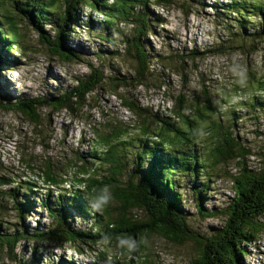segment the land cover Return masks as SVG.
I'll list each match as a JSON object with an SVG mask.
<instances>
[{
	"label": "bare ground",
	"instance_id": "1",
	"mask_svg": "<svg viewBox=\"0 0 264 264\" xmlns=\"http://www.w3.org/2000/svg\"><path fill=\"white\" fill-rule=\"evenodd\" d=\"M36 4H40L39 0H33ZM56 3V0H52ZM67 7H74V0H63ZM209 3L217 10V13L223 15L229 24H233L234 21L230 18L229 9L228 13L225 15L220 12V5L217 1L207 0ZM87 6L79 8L74 14H63L65 10H62L61 6H57V11L60 16L61 23L67 21L69 23L82 22L84 19L94 18L96 15H102L105 13L108 3L104 0H100L99 4H91L90 0H83ZM229 2V0H227ZM238 0L233 2L236 3ZM245 12L247 14L257 13L260 15L264 14V0H261L259 4H254L251 0H246L244 3ZM189 3L185 4L184 8H188ZM65 9V8H64ZM190 12L196 15L195 11L190 10ZM39 20H41V14L34 15L32 21H30V27H36ZM250 24V25H249ZM243 28L251 33H256L259 35H264V27H256V24L252 20H244L242 24ZM126 35L123 37V42L126 36L136 35L140 40H146L144 42H151L150 37L147 33L141 30H127ZM255 36V35H254ZM2 35H0V40ZM264 40V38H261ZM227 46H232L235 44L234 36L229 41L225 42ZM252 44L254 42H250ZM68 44V43H66ZM123 43L119 45V51H114L113 56L108 55L107 61L111 67L115 70V80L121 81L125 87L122 89L121 84H116L113 87V92L109 90L110 85H113V75L109 74L106 66L95 67L91 70V65L85 62L90 67V72H93L98 76L105 89V94L109 96L112 94L117 98L116 103L111 105L108 101L102 104L105 110L113 114L112 127H117L121 130H131L134 128L135 124L138 122L143 123L142 116L146 118V128L142 130V126L137 131V135H133L131 131H128L127 136L132 137V141L137 143L139 141H144L143 135L146 134L150 136L153 140H162L167 138L161 130V121L165 117L162 114V109L164 105H159L154 103L151 107L145 108V102L140 96H134L133 101H135V106L137 107L134 111L129 104L127 99L129 98L121 93V89L126 91L129 87L130 80L132 76L128 75L127 71H123L120 67L124 66L125 63L130 62L134 66V73L138 69H143L145 74L150 75L154 67H159L164 65V74L155 75L156 77H149L147 83L149 84H159L161 87L165 86V79H171L170 74L177 72L181 74L179 80L186 82L184 76L182 75V70H171V66L178 58H184L189 50L188 49L174 61H170L168 64L163 56H171L165 50L159 55L155 54L150 57L152 64L145 62V53L149 48L141 44V49L139 51L138 57H134L133 60L128 59V43L122 47ZM14 49H17V54L14 50L12 52H0V86L2 88H7L8 94L0 92V122H3V117H8L9 114H23L28 116L31 121L32 131L23 138V142L29 144L32 139V133H42L43 139L40 142V147L44 151V155L47 153L46 141L48 139V134L58 131V126L61 125L62 134L66 135L67 132L73 135L72 125L73 118H77L81 115L83 107L79 105V109H76L75 100L80 101V97L68 98L67 95L71 91H75L76 85H79L82 81L76 74H69L66 71V66L68 61L60 56L58 53H48L44 59L41 60V53L37 51V56L35 57L36 63H33V53L31 52V42L27 36L24 40V50L14 42ZM11 50V49H9ZM195 51V50H194ZM200 58H198L196 67L199 69L202 67V63L207 60L205 50L196 51ZM252 52H256L253 48ZM168 54V55H167ZM219 55V54H218ZM218 55L215 57L217 58ZM81 56V55H80ZM113 57V58H112ZM114 57L119 58V62L113 60ZM194 59V56H191ZM82 62L84 60L82 59ZM176 65H180V62H176ZM23 67L25 69V80L21 81L20 69ZM180 68V66H178ZM119 68V70H118ZM244 65L240 64L238 70H232L229 74L230 76H235L236 74L242 72ZM18 70V74L13 70ZM252 71V69H251ZM35 74L36 80H31L29 75ZM258 76L264 77L261 73V69H258ZM259 78V77H258ZM248 81L252 82L251 72L247 76ZM188 82L192 83L193 78H189ZM28 84L27 90H25V96H19L16 100L15 98L21 93L24 88V84ZM244 91L239 92L235 95H242L243 93H248L251 90L250 84H244L242 82ZM89 83H86L88 86ZM255 89H258L255 86ZM49 90L47 93L45 91ZM95 91H91L87 95L86 101L88 102ZM230 94H232L229 91ZM230 94H227L230 96ZM263 92L259 91L255 94L261 99ZM255 95L252 96L255 100ZM234 94H232V97ZM232 97L230 99H232ZM63 100H66V105L61 109V104ZM70 106V108H69ZM116 108V109H115ZM121 113V118L115 115V112ZM128 114L131 117L125 118L124 114ZM242 111L238 110L235 112V121L242 119ZM14 128L13 125H11ZM78 127L80 129H87V126L78 122ZM197 129L200 130V136L197 140L180 144H169L166 145L160 152V162L155 161V156L150 155L143 161L142 165L134 163L132 160L127 159L121 161L119 164V171L122 177L130 178L128 191L134 192L139 191L146 199L147 204L151 202L156 203V208L151 210L152 217H155V211H159L164 215L171 211H179L180 217L177 222V227L179 231H175L172 228L167 229L164 224L158 222L155 218L150 220L144 215L145 208L139 206L135 201L133 202V214L140 216L142 215V222L145 223V230L141 231L137 222L133 221L132 217L126 219H119L117 216V210L120 208H114V214L110 220L108 217V205L111 203L114 207L120 202L122 197V192L117 190L115 187L113 189L109 188L110 179L107 177L105 169L106 163H101V158L103 157L105 161L109 159V155L105 149V146L100 143L101 153L97 152L96 159L94 162L87 160L86 170L82 172L78 177L71 175L66 168L62 165L61 161L52 159L54 165L53 171L59 176L62 175L61 183H49L47 180L43 181L42 189L49 193L50 201L58 204L59 202H64V199L74 200L77 199L82 208L83 212L75 211L72 220L75 225L81 231L82 237V247L78 251L72 247L70 249L71 256L67 252L56 253V260L50 262L49 264H112L113 259L109 252V244L111 241H117L118 248L117 252L122 251L121 257L123 258L124 264H152L153 259L149 256V242L151 241V246L154 247L157 257H162L164 249L167 243L172 245H178L184 247L188 244L196 249V251L201 255V258H205L209 261V257L203 248L201 242H209L215 238L220 239L222 244L229 245V251L226 254L229 257V264H235L237 257H243L241 259V264H264V231L255 232L254 237H247L242 239L239 236L240 229L243 227L245 222L244 217L241 215L239 208H231L229 214H224L220 208L222 194L229 193V190L225 187L223 190L219 189V183L223 180L225 176L231 182L232 186L237 185L242 181L254 178L256 179L262 189L264 190V148L262 149H252L245 144L242 146L236 144L227 145L223 141L219 144V141L223 139L226 134L222 127H218L215 124L207 122V124L202 125L197 124ZM45 128H52L50 132H46ZM68 143V140H66ZM34 144V156L40 157V152L37 151L38 142L37 139L33 141ZM133 144V145H134ZM187 156L189 159H186ZM252 159V162L247 165L246 161ZM187 161L190 167L184 164ZM16 159L14 160V163ZM174 162L176 170L171 169L170 164ZM229 162L237 163V171L230 173L228 169ZM91 166L90 172L87 167ZM153 167L158 170L164 171V176L162 179L155 183L150 181L147 183L148 176L144 171L148 167ZM6 170L8 171L10 165L5 163ZM218 168V170H215ZM101 172L102 175L98 173ZM134 176L136 181L133 180ZM75 180L78 181V185H74ZM34 184H37V180H34ZM101 186L105 192L113 194L112 197H108L106 193L99 194L97 189ZM93 192L97 193V199L93 198ZM36 191V190H35ZM29 192V190H28ZM27 192V194H28ZM34 193V191L32 190ZM36 194L33 195V202ZM0 195H4V192L0 190ZM27 196V195H26ZM14 197V195H13ZM46 197V196H45ZM37 200L34 201L36 207L41 208L43 206V196L40 194L36 197ZM45 199V198H44ZM25 202V199L23 200ZM65 203V202H64ZM210 203V205H208ZM41 205V206H39ZM254 206H259V203L254 201ZM261 206V205H260ZM6 207L3 201H0V209ZM13 207V206H12ZM57 206L53 205V212L56 211ZM252 210L257 208H250ZM264 209V208H261ZM47 214L50 211L46 210ZM223 215L224 217H221ZM264 215V214H263ZM205 217V225H208V231L205 228L200 227V223ZM55 218H59L58 215ZM185 220V222H184ZM209 221V222H208ZM132 225L129 226V223ZM12 225L9 229H14L15 220L11 221ZM36 228L40 232V239L44 237L47 233L51 231V225L49 222L43 223L42 220L38 221L36 225H30V228ZM3 225L0 224V234H4L5 238L0 239V245L3 247L4 251H0V264L5 262L8 264H16L17 261L21 260L23 262L21 244L19 243V236L5 234L2 230ZM27 237L34 242L32 236L29 232H26ZM159 236H161L160 239ZM205 237V238H203ZM16 240L18 244V249L16 251L18 259H14L13 256L9 257L6 254L8 248V239ZM42 253L43 254H53V248L55 243L51 240L49 248H47L46 242H41ZM37 243H35V249H37ZM135 249L133 253V259L127 256V253ZM238 250L237 253L235 250ZM244 250L249 251L248 254L244 253ZM46 252V253H45ZM15 253V252H11ZM182 251L177 253L178 257H181ZM105 258V261L103 260ZM24 264V262H23Z\"/></svg>",
	"mask_w": 264,
	"mask_h": 264
},
{
	"label": "rangeland",
	"instance_id": "2",
	"mask_svg": "<svg viewBox=\"0 0 264 264\" xmlns=\"http://www.w3.org/2000/svg\"><path fill=\"white\" fill-rule=\"evenodd\" d=\"M213 1H217V3H219L221 7V13L225 15L228 13L225 6L223 5L227 3V0ZM256 1L261 2V0H251L252 3ZM39 2L41 5H45L50 8L49 10H44V14L48 15V19L45 18L43 20L46 23L44 24L43 29L47 35H54L56 34L58 28L50 23L55 22L57 25H60L61 20L59 19L60 16L57 11V6H61L62 10H64L66 4L63 0H56V3H52V0H39ZM245 2L246 0H239L238 2L240 7L239 15L251 16L250 20L256 24L255 28L264 26V20H262L258 15H255V13L247 14L245 12ZM32 3L36 4V2L33 0L20 1V5H32ZM187 3H189L187 9L182 7ZM152 9L154 10L155 24L153 27V33L149 35L151 40V42H149V52L160 54L163 52L160 51L161 49L159 47L161 46L162 50H165L171 56L178 57L184 50L191 49L192 47H195L199 51L206 50L207 60L202 63L201 68L198 69L196 67L194 70L197 74L204 75L205 86L208 87L207 89L209 91H222L225 90L226 86H231L234 81L244 80L246 78L247 70L252 69L254 73H258V69H261V73L264 74V40H261V38L264 37L259 38L254 35L249 36L251 33L245 29L240 31V35H238L239 15L229 12L230 18L234 21L233 24H229L228 20L223 15L218 14L217 10L207 0H171V3H168L167 5H153ZM190 10L195 11L196 15L192 14ZM6 16L13 17V20L17 25L15 29L11 27V24L7 21ZM0 18V25L7 34L8 40H10L12 44L16 42L19 47H21V50L23 47L24 51L26 50L24 49V40L28 36L32 45L31 52L33 53V63L37 64L35 60L37 51L41 53V60L44 62V59L49 51L47 47L40 44L39 35L41 32H39L36 27H30L29 23L31 20L26 18L25 15L17 10L15 3L11 2L10 0H0ZM103 19L104 17L102 15H96L94 17V26H92L93 21L90 20L88 22V19H84V21L78 22L75 28H71V37L67 43L70 48L82 54L84 62H68L66 71H68L69 74H76L77 76H85L90 74V67L85 63L88 62L90 64H94L96 67H102L103 65L106 66L108 73L113 75L112 79H117L114 76L115 70L117 69L111 67L106 59L108 58L109 54L113 56L112 51L116 48V45L113 43V41L106 39L105 33L98 31V22ZM131 29L132 25H129L127 30ZM16 32L20 35V37L15 36ZM233 36L235 44L232 46H227L225 42L229 41V39H232ZM254 41V44L250 43ZM8 44L9 43L6 40H0V52H3ZM241 44H243V47H241ZM14 48L12 50H14L15 54H17L18 51H16L17 49ZM253 48L256 49V52L254 53L252 52ZM242 51H244L245 54H243ZM217 55L218 57L215 58ZM113 60L119 62L120 59H116L114 57ZM240 64L244 65L243 71L233 77L230 76L229 73L234 69L238 70L240 68ZM156 68H158V71H161L162 69V67ZM120 69L127 71L128 75H131L134 72L133 64L130 62L125 63V65L120 67ZM20 70L21 81L24 82L25 69L21 67ZM13 71L16 72L15 75L18 74V70L15 69ZM180 76L181 74L173 73L170 76L171 79L167 80L168 86L166 87V90L168 94L174 96V99L180 93H186L191 99L190 106L195 107L193 105V90L197 86L196 80L193 79L191 84L192 87H190L188 84L185 86V82L179 80ZM29 78L31 80H36V75L31 74L29 75ZM149 85L150 87L140 86L132 90L127 88L126 91H123L122 88L120 91L127 97H142L145 102V108L151 107L154 103L164 105L162 114H170V110L173 107V102H175V100H172L166 94H163L164 88L159 89L154 84ZM27 88H29L28 84L26 85L25 83L23 90L16 98H19V96H25L24 92L27 90ZM48 91L49 90L45 91L44 93H47ZM0 92H3L4 94L9 93L8 89L2 88V86H0ZM225 94L230 93L228 90H225L224 94L221 96V98L226 101L228 98L225 96ZM9 95L10 93L8 96ZM90 97L91 99L83 106L81 115L77 118H73V135H70L67 132L65 137V135L62 134L61 125H59L58 131L52 133L51 137L46 141L49 145H46L47 153L45 156L56 159L57 155L62 154L66 150L79 149V144L81 141L91 136L92 126L98 125L101 121H105L106 119L108 121H110V119L112 120L113 114L108 112V110H105L102 104L108 101L111 105H113L116 103L117 98H115L112 94L107 96L103 86L98 87L95 92L90 95ZM261 99H264V94L261 95ZM251 100L252 98H250L248 102H251ZM248 102L242 101L240 97H234L228 103H225L223 106H221V108L226 113L233 115H235V112L238 110L242 111L243 118L237 125V132H240L237 136L241 138H247L248 141L245 142L247 146L256 144V147L252 148L259 149V146L264 141V121L262 120L260 122L253 118V113L249 112ZM115 115L121 118L120 112L116 111ZM224 115L225 113L220 112V115H216L215 120H224ZM124 117L130 118L131 116L125 113ZM3 119L4 121L0 122V162H3L4 165L5 163H8L10 168L8 171L6 169L0 170V173L13 176L17 181H19V179L23 177L24 172L23 162L21 159L22 153L25 151L27 153H33V141L37 139V151L40 152V155H44V151L40 147L42 137L39 135V133H32L31 142L29 144L23 142V138L26 137V135L29 134V132L33 129V127H31L32 121L26 115L9 114L7 118L3 117ZM78 122L87 126V129H80L78 127ZM11 125H13L14 128H12ZM239 127L241 128L240 130ZM257 130H259V132H257ZM66 140H68V143H66ZM17 143L18 145H16ZM16 146H20V151H18ZM23 146L26 147V150L23 148ZM87 147L88 145H85L82 150H88ZM99 151L101 152V150ZM15 159L16 162L14 163ZM251 162L252 159L246 161L247 165H249ZM102 164L105 163L102 162ZM228 169L230 173L236 172L237 163L229 162ZM215 170H218V168H215ZM105 172L106 175L111 174L110 165L107 163ZM99 174L102 175L101 172H99ZM120 179L122 180L123 186H129L130 178L121 176ZM133 180L136 181L135 176ZM225 187L229 190V193L222 194L220 203V208L224 214H229L231 212V208H239L240 210V208L248 209L253 207V203L250 200H241L237 203H233L232 198L236 199V197H234L236 190H234V186H232L231 182L227 179V176H225L223 180L220 181L218 190H223ZM33 189H31V192ZM1 190H3L4 194H8L13 193L15 188L10 185H6L1 187ZM36 192V197H38L40 194L43 196V206L41 208L36 207L34 201H36L37 198L35 197L33 201L34 208L32 214L25 219V222L19 220L17 208L14 207V201H12L10 198H6L4 195L0 196V199H4L5 201L9 200V208L5 207L4 209H0V214H4V216L11 221L15 220V223L18 225H20V223L25 224L29 230L33 229L30 228V225L34 226L40 220H42L43 223H46V221L49 222V219L52 218L46 213L47 209L44 205V198L47 195V192L42 188ZM18 193L22 194L20 190ZM208 205H210V203H208ZM119 206V202L116 204V207L109 203L108 212L113 215L115 210L114 208H119ZM19 210L23 213H26L25 208H19ZM119 211L120 210H117V214ZM254 212L251 210L246 212V223L240 229L239 233V236L242 239H246L249 236L253 238L254 233L261 229L260 225H264V216L262 217L259 215H254ZM144 215L147 219L149 218L146 210H144ZM131 217L134 221H142V215L137 216L132 213ZM221 217L224 216L221 215ZM200 227L205 228V231H208V225H205V217H203ZM262 231L263 230H261V232ZM160 238L161 236H159L158 239ZM35 243H37V249H35ZM20 244L23 252L22 256L24 264H49L50 262L56 260V253H59L58 251L54 250L53 254H43L41 248L45 245H42L41 242L30 243L29 241L25 240ZM46 244L47 248H49V244ZM201 244H203V242H201ZM149 245L150 247L148 251L149 256L153 259L152 264H191L200 257L199 255H201V253L199 254L194 246H191V244L180 247L178 245L167 243L163 256L160 258L157 257L154 247L151 246V241L149 242ZM116 250V245L114 243H110L109 252L111 256L120 254ZM16 251V259H18ZM179 251H182L181 257L177 256ZM237 251L238 250L236 249L235 252L237 253ZM244 253L248 254L249 251L244 250ZM6 254L9 255L8 252H6ZM69 254H71V252ZM11 256L13 255H9V257ZM127 256L130 258L129 255ZM242 258L243 257H237L235 264H241ZM103 260L105 261V259ZM23 262L19 260L16 264H23ZM4 264L8 263L5 262Z\"/></svg>",
	"mask_w": 264,
	"mask_h": 264
},
{
	"label": "trees",
	"instance_id": "3",
	"mask_svg": "<svg viewBox=\"0 0 264 264\" xmlns=\"http://www.w3.org/2000/svg\"><path fill=\"white\" fill-rule=\"evenodd\" d=\"M16 2V7L23 13L28 15V18L33 19L34 15L41 14V20L43 19V13L46 9L45 6L36 4V7L33 9L27 5H20L19 0H12ZM106 3H108L107 9L102 16L104 17L103 20L99 21V27L98 31L105 33L106 39H109L113 41V43L116 45V48L112 51V54H114V51H119V45L123 43L122 46H125L127 43L129 45L128 47V59L133 60L134 57H138L139 51L141 49V44H144L145 47L149 48L150 44L149 42H144L146 40H140V38L136 35L132 36H126L123 42V37L126 35L127 31V25L131 24L133 25V28L131 31L134 30H141L148 35L153 33V27L155 24L154 20V10L152 9L153 5H156L155 0H104ZM165 5L168 3H171V0H161ZM235 0H229V3L226 4V8L229 9L230 13H235L239 15L240 7H239V0L238 2L234 3ZM53 3V1H52ZM75 3L74 7H67L65 6V11L61 15L65 14H74L79 8L83 7L84 3L83 0H74ZM91 4H99L100 0H90ZM254 4H259V2H254ZM87 5V4H86ZM228 11V10H227ZM255 15H258L262 20H264V14L260 15L255 13ZM60 19V17H59ZM251 16L246 15H239L238 21H239V29L237 34L240 35V31H242L244 20H250ZM41 20H39L38 25L36 26V29L39 30L41 33L39 35V41L42 46H45L48 48L49 53H58L60 56L64 57L68 62H77L82 63V54L76 53L73 49H71L67 44L66 41L71 37V28L76 27L77 22L69 23L67 21H63L62 24L57 25L55 22H52L55 27L58 28L56 34L54 35H47L45 30L43 29V25L41 24ZM93 21L92 26L95 25L94 18L89 19L88 21ZM264 27V26H262ZM257 33V32H256ZM253 33V35L259 37L258 34ZM0 35L1 32H0ZM104 35V34H103ZM249 34V36H253ZM3 37V36H2ZM264 37V35H260L259 38ZM241 47H243V44H241ZM189 50L188 53L184 58H178L176 62H180V65H176L175 63L172 64L171 70H182V75L185 79V86L187 84L191 86L192 83L188 82L189 78H193L196 80V88L193 90V105L195 107L190 106V96L186 93L182 92L180 93L175 99L174 96L171 94H168L166 87L168 86L167 80L165 79V86L161 87L159 84H154L159 89L165 88L163 91V94H166L168 97H170L172 100L174 99L175 102H173V107L170 110V114L164 115V120L161 121V130L165 134L167 138H164L162 140H153L150 136L144 134V141H139L137 139V143L132 141V137H128L127 133L128 131H131L133 135H137V131L142 126V130L146 128V118L145 116H142L143 123L138 122L135 124L134 128L131 130L130 128H127V130H121L117 127H112V120L108 121L107 119L105 121H101L98 125L92 126V133L89 138H85L81 141L79 144V149L77 150H66L60 155H57L56 160L61 161L63 166L66 168V170L73 176L78 177L82 172L86 170V164L87 160H91L92 162L95 161L97 152L101 153L99 150H101L100 143L105 146V149L109 155V159L105 161V159L101 158V163H107L110 165L111 174L107 175V177L110 179V185L109 188L113 189L114 187L121 191L122 197L120 200V206H119V213L117 214L119 219H126L131 217L133 213V202H137L139 206L142 208H145L147 210V214L149 216L148 219H156L161 224H164L167 229L172 228L175 231H179V228L177 227V222L180 217L179 211H171L166 213L165 215L159 211H155V217H152L151 210L153 208H156V203L151 202L147 204L145 197L139 192V191H128L127 187L122 185V180L120 179L121 174L119 171V164L121 161L130 159L134 161V163L142 165L143 161H145L146 158H148L150 155L155 156V161L160 162V152L163 150V148L166 145L169 144H180V143H186V142H193L197 140L200 136V130L196 127L197 124L201 123L202 125L207 124V122H210L211 124L217 125L219 128L222 127L223 131L225 132L226 136L219 141V144H222L223 141L225 144H236L239 146H242V144H245V142L248 141L245 137H239L237 136V125L239 121H235V115L226 113L222 110L221 106H223L225 103H228L232 97V94H234V97H240L242 101L248 102L252 96L255 94H258L259 91L263 92L264 94V77L258 76V73H254L251 70H247L246 72V78L244 80H236L233 82L231 86H226L225 90L230 91L232 94L228 96L225 94V96L228 98V100H223L221 96L224 94L225 90H218L215 92L209 91L207 86H205V80L204 75L197 74L195 72L196 64L198 61V58H200V54L198 55L199 51L195 47H192ZM188 50V49H187ZM195 50V51H194ZM186 51V50H184ZM183 51V52H184ZM206 52V50H205ZM207 53V52H206ZM243 54H245L244 51H242ZM81 55V56H80ZM155 55L154 53L149 52V50L145 53V62L148 64L150 61V57ZM159 55V54H158ZM180 56V55H179ZM191 56H194V59H191ZM173 56H163L162 59H165V61L170 64L169 62L174 61ZM180 66V68L178 67ZM95 65H91V70L95 69ZM159 67H162L161 71H158V68L154 67L151 71L150 75L145 74L143 69H138L136 72L132 73L130 76H132L129 87L133 86L132 88L128 89H134L138 88L140 86L150 87L149 83H147L146 80L149 79V77H156L155 75H163L164 74V65H161ZM133 66V71H134ZM243 71V70H242ZM251 72L252 75V82L248 81L247 76ZM177 73V72H174ZM173 74V73H172ZM170 74V76L172 75ZM264 76V74H263ZM81 78V82L79 85L76 86L75 91H71L67 97L73 98V97H80L79 100H75L76 109H79V105L82 107L86 104V96L90 94L91 91H95L98 87L103 86V83L101 79L96 76L93 72H90V74L85 76H79ZM259 77V78H258ZM117 80V79H116ZM113 85H110L109 90L112 93L113 87L116 84H121V88H124L125 85L118 80L119 83L113 79ZM250 84L251 90L248 93H243L242 95H235L239 92L244 91L243 84ZM86 83H89L88 86H86ZM255 86L258 89H255ZM211 88V87H209ZM212 89V88H211ZM129 100L127 99V103L129 106L136 111L137 107L135 106V101H133V97L129 96ZM17 100V99H16ZM66 100H63V104H61V109L66 105ZM249 104V112L253 113V118L258 121H264V99H260L258 96L255 95V100L252 98L251 102H248ZM70 108V106H69ZM220 112L225 113L224 120H215L216 115H220ZM191 113V114H190ZM242 118H243V114ZM198 128V129H197ZM138 129V130H135ZM241 128L239 127V130ZM52 128H45L46 132L52 131ZM259 132V130H257ZM39 135L42 137V133H39ZM51 134H48V139L51 137ZM86 135V133H85ZM66 137V135H65ZM43 139V137H42ZM134 144V145H133ZM261 144V141H260ZM18 145V143L16 144ZM46 145L48 146V142H46ZM88 145V150L83 151L82 148ZM246 145V144H245ZM259 146V145H258ZM250 148L256 147V144H251L248 146ZM18 151H20V146H16ZM23 148L26 150V147L23 146ZM264 148V141L259 146V149ZM253 149V148H252ZM186 159H189L187 156H184ZM22 162H23V177L19 179V181L16 180L13 176H9L8 174H2L0 173V190L1 187H4L6 185H10L13 188L16 189V186H18V191L21 190L20 188H25V190H21L22 194H19L18 192L8 193L4 194L6 198L12 199L14 201L15 207L18 210L19 218L24 220L26 216L30 215L32 213V206L31 202L28 203V200H31L28 196H32L35 194V190L41 189L43 185V181L47 180L49 183H61L62 175L57 176L54 171V165L52 162H49L53 158L49 156H40L35 157L33 153H27L26 151L22 153L21 156ZM184 164L190 167V164H188L187 161H184ZM172 165L174 167H172ZM171 169L174 171L176 170V166L174 162H171L170 164ZM6 169L4 163L0 162V170ZM88 171L90 172L91 166L87 167ZM99 174V173H98ZM145 174L148 176L147 183L149 184L150 181H153L155 183H158L162 177L164 176L163 170H158L153 167H148L145 170ZM100 175V174H99ZM37 180V184H34V180ZM24 185V187H23ZM74 185H78V181L75 180ZM37 188V189H33ZM31 189L34 190V193L31 192ZM29 190V192H28ZM93 198L97 199V193L93 192ZM234 190H236V194L234 197L236 199L232 198L233 203H237L241 200L243 201H251L253 203L252 208L257 209H245L240 208V213L244 217L246 223V212L251 210L255 211L254 215L264 216V190L262 189V186L260 183L254 179H248L246 181H242L238 183L237 185H234ZM3 191V190H1ZM99 194H102L103 192L108 195V197H112L113 194H109L104 191V189L99 186L97 189ZM24 192V193H23ZM28 192V194H27ZM14 195V197H13ZM27 195V196H26ZM2 196V195H0ZM25 199V202L23 200ZM0 201H3L6 205V207L9 208V200L5 201L4 199H0ZM254 201L259 203V206H254ZM65 202V203H64ZM64 202H59L56 204L55 202L50 201L49 193H47L45 199H44V205L47 209V211H50L51 213L48 214L49 217L52 219H49V224L51 225V231L50 233H47L44 235L42 239H40V232L39 230H35L34 232H29L32 236L34 242H46L49 243L51 240L54 241L55 245L53 248L58 252L68 254L71 252L70 249H67L69 247L74 248L75 250H79L82 247V237H81V231L80 229L75 225L74 221L72 220L73 215H75V211L83 212L84 208H82L80 202L77 199L74 200H65ZM56 205V211L53 212L52 206ZM261 205V206H260ZM19 208H25L26 213H23L19 210ZM225 211V210H224ZM58 215L59 218H55V216ZM108 217L110 220L112 218V215L108 212ZM134 221V220H133ZM137 226L141 231L145 230V223L142 221H136ZM185 222V220H184ZM0 224L3 225L2 230L5 231V234L12 235V236H19V242L23 239H29L26 235V232H28L24 228H15V229H9V227L12 225L11 221H9L4 214H0ZM243 224V225H244ZM132 225V222L129 223V226ZM261 229L258 231L261 232V230L264 231V225H260ZM12 230V231H11ZM257 231V232H258ZM5 238V235L0 234V239ZM8 248L6 252L11 253L12 251L15 252L18 242L12 238L8 239ZM30 242V243H34ZM110 243H114L116 245V249L118 248L117 241H111ZM221 241L218 238H215L214 240H211L209 242H203L202 246L205 249L209 261L205 258L199 257L191 264H229V257L226 254L227 251H229V245L222 244L223 247H220ZM0 251H4L3 247L0 245ZM135 249H131L127 253V255L130 256V259H133V253ZM119 253L122 254V251H119ZM14 255V254H13ZM71 256V254H69ZM118 255V254H117ZM16 259V255L14 256ZM105 259V258H103ZM113 263L112 264H123V259L120 256H112Z\"/></svg>",
	"mask_w": 264,
	"mask_h": 264
},
{
	"label": "clouds",
	"instance_id": "4",
	"mask_svg": "<svg viewBox=\"0 0 264 264\" xmlns=\"http://www.w3.org/2000/svg\"><path fill=\"white\" fill-rule=\"evenodd\" d=\"M10 1L16 4L15 1H12V0H10ZM20 1H21V0H19V3H20ZM43 6H45V5H43ZM45 7H46L45 10H49V9H50V8L47 7V6H45ZM83 7H84V6H83ZM43 16H44V17H43V19L41 20V24H42L43 27H44V24H46V23H45L43 20H44L45 18L48 19V15H45V14L43 13ZM30 20H31V19H30ZM88 20H89V19H88ZM88 20H87V21H88ZM88 22H89V21H88ZM50 24H51V23H50ZM77 24H78V22H77ZM77 24H76V26H77ZM98 25H99V22H98ZM129 25H131V24H129ZM129 25H127V27H128ZM53 26H54V25H53ZM72 28H75V27H72ZM132 28H133V25H132ZM38 31H39V30H38ZM39 32H40V31H39ZM69 39H70V38H69ZM69 39L66 41V43L69 41ZM67 45H68V44H67ZM68 46H69V45H68ZM71 49H72V48H71ZM73 50H74V49H73ZM74 51H75V50H74ZM75 52H76V51H75ZM76 53H80V52H76ZM76 86H77V85H76ZM16 99H18V98H16ZM2 163H3V162H2ZM172 167H174V166L172 165ZM144 173H145V171H144ZM23 187H24V185H23ZM18 188H19V187L16 186L17 192H18ZM16 189H15V192H16ZM20 189H21V190H25V188H20ZM21 190H20V192H21ZM38 190H39V189H37L36 191H38ZM36 191H35V192H36ZM33 195H34V194H33ZM33 195L31 196V200H32ZM31 206H32V211H33V208H34V204H33V202H31ZM14 207H15V204H14ZM15 208H16V207H15ZM145 210H146V209H145ZM17 211H18V210H17ZM146 212H147V210H146ZM31 214H32V213H31ZM31 214H30V215H31ZM30 215H28V216H30ZM28 216H26L25 219H26ZM18 217H19V213H18ZM25 219L22 220V219L19 218V220H20V221H23V222H25ZM8 220H9V219H8ZM9 221H11V220H9ZM15 228H20V229H21V228H24V229H26V230H27L28 232H30V233H31V232H34V231L36 230V228H33L32 230H29V229L25 226V224H23V223H20V225H18L17 223H15V224H14V229H15ZM12 230H13V229H12ZM12 230H11V231H12ZM25 240L31 242L30 239H23L22 241H25ZM22 241H20L19 243H21ZM19 243H18V244H19ZM17 248H18V246H17ZM17 248H16V250H17ZM16 250H15V251H16ZM9 255H11V254L9 253ZM12 255H13V254H12ZM14 256H15V253H14L13 257H14ZM14 259H15V258H14Z\"/></svg>",
	"mask_w": 264,
	"mask_h": 264
},
{
	"label": "flooded vegetation",
	"instance_id": "5",
	"mask_svg": "<svg viewBox=\"0 0 264 264\" xmlns=\"http://www.w3.org/2000/svg\"><path fill=\"white\" fill-rule=\"evenodd\" d=\"M155 3H156L157 6L165 5L161 0H155ZM6 19H7V21L11 24L10 19H9L7 16H6ZM0 23H1V18H0ZM11 27H12L13 29H15L17 26L11 24ZM0 32H1L2 36H3L1 40H6V41L9 43V44L6 46V48H5V50H4L3 52H11V50H12L15 46H13L12 42H11L10 40H8V36H7V34L5 33L4 29L1 27V25H0ZM15 36H16V37H20V35H19L17 32L15 33ZM9 49H11V50H9ZM149 63H152V62L149 61Z\"/></svg>",
	"mask_w": 264,
	"mask_h": 264
},
{
	"label": "water",
	"instance_id": "6",
	"mask_svg": "<svg viewBox=\"0 0 264 264\" xmlns=\"http://www.w3.org/2000/svg\"><path fill=\"white\" fill-rule=\"evenodd\" d=\"M256 2H258V1H256ZM229 2H227L226 4H228ZM226 4H223L224 6H225V8H226ZM24 5V4H23ZM84 5H86V4H84ZM83 5V6H84ZM27 6H29V7H31V8H35L36 7V4H33L32 3V5H29V4H27ZM15 7H16V4H15ZM17 8V7H16ZM17 10L20 12V13H22L23 15H25L26 16V18H28V15L27 14H25V13H23V12H21L18 8H17ZM226 10H227V8H226ZM9 19H10V22H11V24L12 25H16L15 24V22H14V20H13V17L12 16H7ZM17 26V25H16ZM164 90H165V88H164ZM29 198H31V196L29 195L28 196ZM116 256H120L121 257V253L119 254V255H116Z\"/></svg>",
	"mask_w": 264,
	"mask_h": 264
}]
</instances>
